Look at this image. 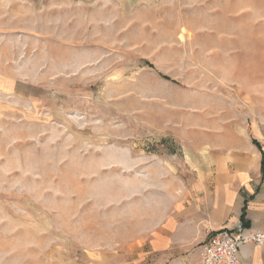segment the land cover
I'll list each match as a JSON object with an SVG mask.
<instances>
[{"label":"rangeland","instance_id":"374dc122","mask_svg":"<svg viewBox=\"0 0 264 264\" xmlns=\"http://www.w3.org/2000/svg\"><path fill=\"white\" fill-rule=\"evenodd\" d=\"M137 1L0 0V264H109L153 212L154 182L136 161L177 149L143 126L137 110L153 101L136 95L179 100L176 40L188 30L246 42L264 27V0ZM141 22L175 40L165 76L126 50Z\"/></svg>","mask_w":264,"mask_h":264},{"label":"crops","instance_id":"0c3cea01","mask_svg":"<svg viewBox=\"0 0 264 264\" xmlns=\"http://www.w3.org/2000/svg\"><path fill=\"white\" fill-rule=\"evenodd\" d=\"M156 2L139 0L137 6ZM138 25L126 50L137 55L138 67L169 74L175 40L160 42L155 37L165 30L151 22ZM249 32L241 42L239 31L225 35L216 27L198 37L188 30L184 43L176 40L186 50L178 57L184 69L178 81L184 87L175 89L179 100L173 103L171 94L153 87L136 95L153 101L137 110L146 117L143 126L166 148L174 141L177 149L155 155L146 166V156L136 161L135 175L154 182L153 212L143 229L110 251L111 264H199L211 233L242 227L264 235V27ZM241 255L245 264H264V244L245 245Z\"/></svg>","mask_w":264,"mask_h":264},{"label":"built area","instance_id":"2783aa9c","mask_svg":"<svg viewBox=\"0 0 264 264\" xmlns=\"http://www.w3.org/2000/svg\"><path fill=\"white\" fill-rule=\"evenodd\" d=\"M248 244L262 246L264 235L242 227L236 233L231 231L211 233L202 243L199 264H245L241 251Z\"/></svg>","mask_w":264,"mask_h":264},{"label":"trees","instance_id":"16d2710c","mask_svg":"<svg viewBox=\"0 0 264 264\" xmlns=\"http://www.w3.org/2000/svg\"><path fill=\"white\" fill-rule=\"evenodd\" d=\"M150 68H153L151 65H150ZM164 79H166V80H170L169 78H167V77H164Z\"/></svg>","mask_w":264,"mask_h":264}]
</instances>
